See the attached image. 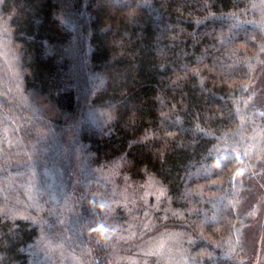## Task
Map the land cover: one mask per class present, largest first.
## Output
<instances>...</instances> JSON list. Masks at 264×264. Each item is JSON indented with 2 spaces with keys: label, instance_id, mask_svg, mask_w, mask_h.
I'll use <instances>...</instances> for the list:
<instances>
[{
  "label": "trees",
  "instance_id": "16d2710c",
  "mask_svg": "<svg viewBox=\"0 0 264 264\" xmlns=\"http://www.w3.org/2000/svg\"><path fill=\"white\" fill-rule=\"evenodd\" d=\"M263 175L264 0H0V264H253Z\"/></svg>",
  "mask_w": 264,
  "mask_h": 264
},
{
  "label": "rangeland",
  "instance_id": "374dc122",
  "mask_svg": "<svg viewBox=\"0 0 264 264\" xmlns=\"http://www.w3.org/2000/svg\"><path fill=\"white\" fill-rule=\"evenodd\" d=\"M255 84L260 85V80H258V78L256 79ZM262 177H263L262 182L259 183L258 190L256 192V195H257V193H259L257 195V197H259V200H258V198L254 199V202L251 204L248 203V206H247L248 207L247 211H248V209H250L249 207L255 203L254 206H255V208H258V210L257 211L251 210V212H249L247 214V215H249L248 220L250 221V224L248 227L245 228V232H244L245 236L247 238L246 242L248 245V249L250 250V248H251L252 250H255L257 252L254 255H252V257H251L253 259V262H254L253 264H264V225H263L264 224V175ZM257 200L259 201V204H260V202L263 203V204H260L261 209L258 206ZM260 223H262V228H261V231L259 232L258 229L260 227L259 226ZM250 225L252 226V228L254 227V230L255 229L258 230L257 232L260 235L258 234V236H256L255 233L253 235V232H252V229L250 228ZM47 233H48V231H47ZM43 237L44 236L41 235L42 240H43ZM262 259H263V262H262Z\"/></svg>",
  "mask_w": 264,
  "mask_h": 264
},
{
  "label": "bare ground",
  "instance_id": "6f19581e",
  "mask_svg": "<svg viewBox=\"0 0 264 264\" xmlns=\"http://www.w3.org/2000/svg\"><path fill=\"white\" fill-rule=\"evenodd\" d=\"M255 237V236H254Z\"/></svg>",
  "mask_w": 264,
  "mask_h": 264
}]
</instances>
